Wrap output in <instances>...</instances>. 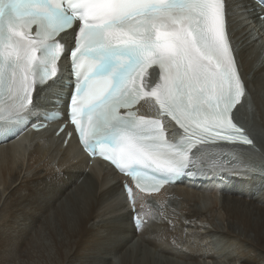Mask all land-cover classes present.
<instances>
[{
  "label": "snow or ice",
  "instance_id": "snow-or-ice-1",
  "mask_svg": "<svg viewBox=\"0 0 264 264\" xmlns=\"http://www.w3.org/2000/svg\"><path fill=\"white\" fill-rule=\"evenodd\" d=\"M227 16L226 0H0V138L27 127L36 95L56 83L67 55L68 120L80 144L139 192L159 191L199 163L194 151L207 157L221 142L252 145L233 120L245 84ZM72 32L69 50L58 37ZM149 68L158 69L154 84L145 81ZM141 102L155 118L138 114ZM166 118L182 130L176 142L167 139ZM125 188L135 209L133 188ZM135 223H143L139 215Z\"/></svg>",
  "mask_w": 264,
  "mask_h": 264
},
{
  "label": "bare ground",
  "instance_id": "bare-ground-1",
  "mask_svg": "<svg viewBox=\"0 0 264 264\" xmlns=\"http://www.w3.org/2000/svg\"><path fill=\"white\" fill-rule=\"evenodd\" d=\"M248 1L226 4L245 84L236 118L254 145L244 159L245 152L219 148L203 157L207 165L229 163L234 174L216 179L200 171L205 184L142 196L136 207L147 222L137 232L112 168L101 161L88 166L74 140L62 150L48 132L25 134L0 145V264H264V25L256 16L249 28L241 25L243 9L253 6ZM64 41L72 46L70 33ZM47 96L39 90L36 107ZM138 111L157 115L143 102Z\"/></svg>",
  "mask_w": 264,
  "mask_h": 264
},
{
  "label": "rangeland",
  "instance_id": "rangeland-1",
  "mask_svg": "<svg viewBox=\"0 0 264 264\" xmlns=\"http://www.w3.org/2000/svg\"><path fill=\"white\" fill-rule=\"evenodd\" d=\"M187 253V252H186Z\"/></svg>",
  "mask_w": 264,
  "mask_h": 264
}]
</instances>
